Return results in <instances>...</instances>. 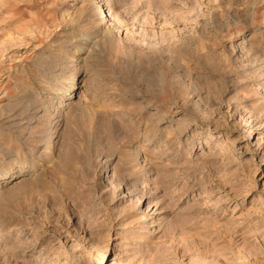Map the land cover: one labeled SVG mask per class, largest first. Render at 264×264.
<instances>
[{
  "label": "rangeland",
  "instance_id": "1",
  "mask_svg": "<svg viewBox=\"0 0 264 264\" xmlns=\"http://www.w3.org/2000/svg\"><path fill=\"white\" fill-rule=\"evenodd\" d=\"M51 263L264 264V0H0V264Z\"/></svg>",
  "mask_w": 264,
  "mask_h": 264
},
{
  "label": "bare ground",
  "instance_id": "2",
  "mask_svg": "<svg viewBox=\"0 0 264 264\" xmlns=\"http://www.w3.org/2000/svg\"><path fill=\"white\" fill-rule=\"evenodd\" d=\"M54 263V262H53ZM53 263H51V264H53Z\"/></svg>",
  "mask_w": 264,
  "mask_h": 264
}]
</instances>
